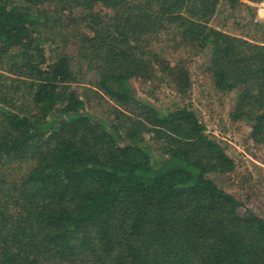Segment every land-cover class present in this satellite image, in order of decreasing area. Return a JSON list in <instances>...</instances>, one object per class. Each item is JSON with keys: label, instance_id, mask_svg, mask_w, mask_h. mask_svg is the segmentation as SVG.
Here are the masks:
<instances>
[{"label": "trees", "instance_id": "16d2710c", "mask_svg": "<svg viewBox=\"0 0 264 264\" xmlns=\"http://www.w3.org/2000/svg\"><path fill=\"white\" fill-rule=\"evenodd\" d=\"M261 1L0 0V264H264V215L218 182L236 163L185 103L202 60L264 146V42L211 25Z\"/></svg>", "mask_w": 264, "mask_h": 264}, {"label": "rangeland", "instance_id": "374dc122", "mask_svg": "<svg viewBox=\"0 0 264 264\" xmlns=\"http://www.w3.org/2000/svg\"><path fill=\"white\" fill-rule=\"evenodd\" d=\"M223 5L224 3L219 8ZM226 13L231 16L227 17ZM226 13L216 16L211 25L233 33V29L237 28L234 20L237 19L240 26L246 24L244 30L251 33L247 36L248 40L264 42V0L260 3L243 4L235 12L226 11ZM171 45L174 47L170 49L168 55H171L173 62L189 58L182 46ZM202 63L199 59L189 61L190 70L194 74L193 87L191 96L185 103L192 105L201 122L206 125L208 133L223 143L236 163L235 172L224 177L219 176L218 182L230 193L238 196L246 206L264 215V146L256 144L251 139V129L246 123L231 120L230 114L235 95L217 94L206 75L198 69ZM91 77L87 75L85 81L81 83L83 86L78 87L80 94L88 101L87 110L98 118L111 120L113 118L111 112L115 104L103 95L101 100L93 94L97 90L94 89V92L90 90L93 88L89 84ZM136 88L139 98L149 99L164 107H170L172 103L179 101L177 95L165 87L159 89L156 97L147 95L143 91L145 88L139 84ZM156 98L158 101L155 100Z\"/></svg>", "mask_w": 264, "mask_h": 264}, {"label": "water", "instance_id": "95a60500", "mask_svg": "<svg viewBox=\"0 0 264 264\" xmlns=\"http://www.w3.org/2000/svg\"><path fill=\"white\" fill-rule=\"evenodd\" d=\"M113 87H115V88H118V86H117V85H113Z\"/></svg>", "mask_w": 264, "mask_h": 264}]
</instances>
